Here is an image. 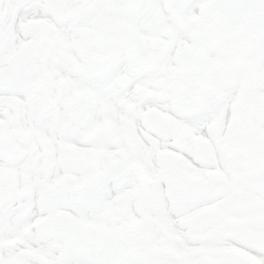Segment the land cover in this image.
Returning a JSON list of instances; mask_svg holds the SVG:
<instances>
[{
    "label": "snow or ice",
    "instance_id": "snow-or-ice-1",
    "mask_svg": "<svg viewBox=\"0 0 264 264\" xmlns=\"http://www.w3.org/2000/svg\"><path fill=\"white\" fill-rule=\"evenodd\" d=\"M0 264H264V0H0Z\"/></svg>",
    "mask_w": 264,
    "mask_h": 264
}]
</instances>
